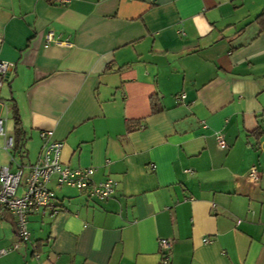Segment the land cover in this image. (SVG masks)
Instances as JSON below:
<instances>
[{
	"label": "crops",
	"instance_id": "crops-1",
	"mask_svg": "<svg viewBox=\"0 0 264 264\" xmlns=\"http://www.w3.org/2000/svg\"><path fill=\"white\" fill-rule=\"evenodd\" d=\"M263 13L264 0H0L25 164L53 130L64 165L119 183L100 201L54 181L59 212L31 216L32 241L0 264H164L163 239L169 264H264ZM18 242L8 217L0 248Z\"/></svg>",
	"mask_w": 264,
	"mask_h": 264
},
{
	"label": "built area",
	"instance_id": "built-area-1",
	"mask_svg": "<svg viewBox=\"0 0 264 264\" xmlns=\"http://www.w3.org/2000/svg\"><path fill=\"white\" fill-rule=\"evenodd\" d=\"M71 1L55 0L60 5H67ZM3 42L4 39L0 36V105L6 110V117H0V136L4 137V148L10 155V163L8 166L0 165V222L12 217L20 242L10 247L0 248V258L10 255L23 243L27 244L32 241V234L29 229L31 216L41 215L45 217L48 214L53 215L59 212L56 192L51 187L54 181L57 188H75L85 192L90 198L100 201L111 199L116 194L119 185L118 181L110 177L96 183L93 178L97 170L93 167L72 169L64 165L61 161L64 145L54 138L53 130L41 131L40 137L43 141V147L40 158L36 163L25 164L24 153L20 147H17L16 138L8 137L6 132L8 116L13 112V108L1 101V91L14 65L1 59ZM46 42L47 45H64L53 32L46 35ZM218 141L222 149L227 147L223 136H218ZM16 154L21 158L20 163L16 161ZM248 178L252 183H258L260 171L257 166L251 167ZM203 242L209 244L211 240L206 238ZM172 246L171 240L163 239L160 241L164 264H169ZM33 248L36 258L39 259L40 256L37 254L35 243H33Z\"/></svg>",
	"mask_w": 264,
	"mask_h": 264
},
{
	"label": "rangeland",
	"instance_id": "rangeland-1",
	"mask_svg": "<svg viewBox=\"0 0 264 264\" xmlns=\"http://www.w3.org/2000/svg\"><path fill=\"white\" fill-rule=\"evenodd\" d=\"M5 92H6V86L3 87L2 91H1V101L6 103L9 106V103L6 102L3 99ZM0 117H6V110L4 108H2L1 105H0ZM6 132H7L8 137H15L16 136V133H15V121H14L12 113H10L9 116H8V122H7V125H6ZM4 146H5L4 137L0 136V165L1 166H8L9 163H10V155L5 150ZM19 147L21 148L20 150L23 151V153H26V154H27V150L35 148L33 141L28 139V138L24 140L23 144H19L18 148ZM16 161L18 163L21 162V158H20V156L18 154H16ZM25 163H28V162H25ZM64 191L68 193V192H70L72 190L65 188ZM23 245H25V244H23ZM21 250L23 251V249H21Z\"/></svg>",
	"mask_w": 264,
	"mask_h": 264
},
{
	"label": "trees",
	"instance_id": "trees-1",
	"mask_svg": "<svg viewBox=\"0 0 264 264\" xmlns=\"http://www.w3.org/2000/svg\"><path fill=\"white\" fill-rule=\"evenodd\" d=\"M264 16V13L259 17V19H261L262 17ZM152 106L153 108H155L156 104H155V98L152 100ZM155 110V109H154ZM13 118H14V121H15V133H16V144H17V147L19 146V144H23L24 140L26 139V136H25V132L23 130V127H22V124H21V119H20V115H19V112H18V108L16 106H13ZM37 245V252H38V244Z\"/></svg>",
	"mask_w": 264,
	"mask_h": 264
}]
</instances>
